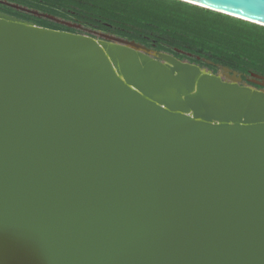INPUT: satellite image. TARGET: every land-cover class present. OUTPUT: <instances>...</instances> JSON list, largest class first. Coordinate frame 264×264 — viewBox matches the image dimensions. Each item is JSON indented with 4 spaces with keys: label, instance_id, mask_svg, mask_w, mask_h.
Returning <instances> with one entry per match:
<instances>
[{
    "label": "water",
    "instance_id": "95a60500",
    "mask_svg": "<svg viewBox=\"0 0 264 264\" xmlns=\"http://www.w3.org/2000/svg\"><path fill=\"white\" fill-rule=\"evenodd\" d=\"M100 36L0 11V264H264V90Z\"/></svg>",
    "mask_w": 264,
    "mask_h": 264
},
{
    "label": "trees",
    "instance_id": "16d2710c",
    "mask_svg": "<svg viewBox=\"0 0 264 264\" xmlns=\"http://www.w3.org/2000/svg\"><path fill=\"white\" fill-rule=\"evenodd\" d=\"M94 31L133 39L202 65L209 60L241 74L264 76V26L180 0H4ZM0 11L36 25L75 33L81 28L0 3Z\"/></svg>",
    "mask_w": 264,
    "mask_h": 264
},
{
    "label": "rangeland",
    "instance_id": "374dc122",
    "mask_svg": "<svg viewBox=\"0 0 264 264\" xmlns=\"http://www.w3.org/2000/svg\"><path fill=\"white\" fill-rule=\"evenodd\" d=\"M0 3L1 4H5L7 6H10V7L16 9V10H19V11H22V12H25V13L32 14L34 16H41V15H43V16H46V17H48V18H50V19H52V20H54L56 22H62L64 24L68 25V26L75 27V28H78V29L81 28L83 30V32L90 33V34L93 35V37H96V38H101L100 35L102 33H105V32H101V31H94V30L88 28L87 26H82V24L71 23V22H68V21L60 20L59 18H56V17H54L52 15L40 14L36 10L28 9L25 6H22V5L17 4V3H11V2L4 1V0H0ZM106 34H108V33H106ZM143 46H145V45H143ZM147 48L150 49V52L151 53H152V50H154V49H152L150 47H147ZM202 63L203 64L201 65V67H203V68H205L207 70H210L211 72H213V73L221 76L222 79H224V80H227V81H230L231 80V74H232V72L234 70H231L228 67L227 68L229 70H227V69L224 68L226 66L215 65V64H213L209 60H203ZM253 74L254 73L241 74V73L237 72V75L240 77L239 83L242 84V85L254 87L256 89L264 90V76H262V77H255Z\"/></svg>",
    "mask_w": 264,
    "mask_h": 264
},
{
    "label": "bare ground",
    "instance_id": "6f19581e",
    "mask_svg": "<svg viewBox=\"0 0 264 264\" xmlns=\"http://www.w3.org/2000/svg\"><path fill=\"white\" fill-rule=\"evenodd\" d=\"M172 70H175V67L171 66ZM246 86V85H245ZM249 87V86H248Z\"/></svg>",
    "mask_w": 264,
    "mask_h": 264
}]
</instances>
